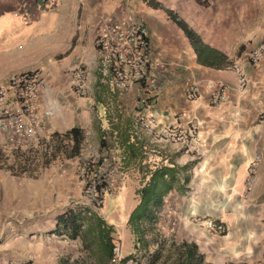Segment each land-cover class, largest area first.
Listing matches in <instances>:
<instances>
[{
  "label": "rangeland",
  "instance_id": "1",
  "mask_svg": "<svg viewBox=\"0 0 264 264\" xmlns=\"http://www.w3.org/2000/svg\"><path fill=\"white\" fill-rule=\"evenodd\" d=\"M82 1L87 3L90 15L99 3L102 6L101 10L113 9L110 14H115L116 17L124 16L129 19L144 20L153 39V45L156 46L152 53L159 55L160 59L163 58L161 65L153 67L152 70L158 86L159 79L157 78L171 76V73L177 69L171 65L174 59L166 56L164 47L168 39L178 36L177 28L162 9H155L141 0H122L120 3H116L117 0H103V3L102 0ZM155 1L176 13L178 18L185 21L202 40L218 47L226 54L241 53L255 44L264 42V0H206L203 4L193 0ZM17 3L20 7L21 0ZM10 5L11 0H0V8H7ZM108 13L104 12L103 15ZM102 19L90 20L83 41L80 46H77L79 51L74 48L76 44L72 41L71 49L64 54L54 55L55 59L46 74H42L39 69H32L42 75L44 84L46 83L47 86L49 82L53 84L55 102L62 109L64 116L65 114L70 115V119L67 118L68 123L61 121V124L63 126L73 123L82 125L84 142L80 146V151L74 156L70 155L72 141L64 135L62 138L49 139L44 137L43 133L39 135L37 132L35 137L24 138L21 141L7 139L3 134L0 136V171L3 173L0 177V264H57L63 258L68 259L71 264H122L109 261L101 250L96 231L93 229L96 224L95 219L85 224L83 236L75 240L68 239L62 230L57 228L54 219L55 215L67 210H78L81 213H87L88 210L92 212L89 201L83 198V183L79 177L80 169L84 168L86 173L104 169L106 176L114 163L112 155L105 156L104 151H101L100 129L95 117L97 116L96 110L93 111L94 114L90 111L88 115H85L86 106L81 105L79 101L88 98L89 94L98 100L103 94L109 98L119 93L104 90L95 82L97 79L94 81L97 70L93 42ZM28 21L31 20L28 19ZM82 21H85L84 17L81 18L78 14L76 20L74 17V26H79ZM20 22L19 36L12 38L9 36L6 41L0 40V59L4 54L13 52L14 48L19 52L23 50V53L33 51L31 50L33 45L46 39V36L48 37V32H43L41 34L43 36H40L36 31L37 24L26 25L22 20ZM88 27L92 29L89 32ZM66 42L68 45L69 41ZM179 47L181 48V44ZM66 55L73 58L68 67L63 66L66 61L63 58ZM32 57L31 60L26 57L25 61L27 64L31 63L36 66L39 57L38 55L35 57V54ZM78 65L85 70L87 75L86 97L84 98L75 96L71 86V73ZM173 69L174 71H171ZM1 87L6 88L7 84H2ZM139 96L135 99V105L138 103ZM10 101L11 96L8 98V102ZM131 102L132 100L128 97L117 104L110 105L107 102V109L110 113L112 111L111 117L113 115L114 119L118 117L121 120L119 123L121 132L126 130L124 127L127 126L131 110H136ZM137 106L139 107L138 104ZM82 116L86 118L84 122ZM259 121H264L263 114L258 117ZM41 126L42 123L40 128ZM142 138H145L143 133ZM188 142L189 137L186 135L183 142L184 150L188 149ZM19 146L22 148L18 149ZM157 146L159 151L160 144ZM196 157L200 162L201 154H196ZM185 174V171H182L179 175L184 186L182 192L186 191L183 195L184 199L176 201L169 207L170 215L167 221L160 220L156 225L157 232L164 241L163 246L160 248L156 242L153 244L149 242V248L140 253L134 249V237L127 227V220L137 204L135 191L140 188L142 180L138 176L129 177L128 175L116 178L117 185L120 187L119 192L104 195L103 208L96 213L107 225L112 226L114 230L112 237L121 259L133 256L127 259L129 264H147L149 256L156 248H160V258L155 264H176V245L182 243L178 240L185 233L182 231L180 218L192 206L194 215L190 221L199 225L198 228H207L209 222L221 224L224 228L222 233L207 228L213 241L206 242L205 248L212 252V260L220 264L223 259L226 261L224 264L264 263V221L249 219L245 230L249 233L247 237L250 241L242 247L240 253L225 254L227 250L217 249L227 246L226 226L220 220H223L222 216L227 215L236 206H233L234 203L230 201L227 194H208L205 188L207 181L203 183L202 179L194 181V187L198 188V191L186 189L185 184L188 180L185 181ZM250 214L253 216L254 212L250 210ZM217 216H221L220 219H216ZM1 232L3 237H1ZM237 236L240 240V232ZM173 244L176 245L173 246ZM196 246L199 253L204 255L205 262L210 263L206 261V255L200 251V247Z\"/></svg>",
  "mask_w": 264,
  "mask_h": 264
},
{
  "label": "crops",
  "instance_id": "2",
  "mask_svg": "<svg viewBox=\"0 0 264 264\" xmlns=\"http://www.w3.org/2000/svg\"><path fill=\"white\" fill-rule=\"evenodd\" d=\"M120 1L122 0H117L116 3H120ZM17 2L18 0H11L9 7L0 8V40L6 41L9 36L11 38L19 36L21 20L26 25L37 24L36 31L39 32L40 36H43L41 35L43 32H48V37L46 36V39H42L33 45L31 47L33 51L23 53V50L19 52L14 48L10 54H4L0 59V85L7 84L8 80L15 75L31 72L35 68L39 69L42 74H46L55 59L54 55L64 54L71 49L72 41L75 42L74 48L76 49L77 46L81 45L90 20L103 18L101 21L104 22L109 18L116 17L115 14H110L113 9L101 10L102 6L99 3L96 4V8L90 15L87 3L85 4L82 0H61L58 7L47 15L34 13L29 19L31 21H28L23 17V12L18 7ZM144 3L148 4V1H144ZM117 6L119 7V5ZM104 12L109 13L103 15ZM126 13L128 12L126 11ZM78 14L79 17H84L85 21H82L76 27V25L74 26V17L76 20ZM175 26L178 36L168 39L164 47L166 56H171L174 59L171 65L177 67V69L175 71L174 69L171 70L174 71L171 76L157 78L159 79V86L155 91L157 101L151 108L143 109L138 107L137 104L135 105V99L140 95L139 86H135L129 93L122 94L119 92L115 97L107 98L103 94L100 99L96 100L95 97L89 94L88 98L79 101H81V105L86 106L85 115H88L90 111L94 114L93 111L96 110V122L100 129L99 145L103 140L101 151H104L103 155L105 156L112 155V159L115 160V155L118 156L119 152L116 145V135L121 132L119 124L121 120L118 117L114 119L113 115V118L111 117L112 111L110 113V110L107 109V102L111 105L121 102L126 97L131 99V105H134L136 110H131L130 118L124 129L128 128L130 145L136 149H142L145 157L131 159L129 167L123 171V175L140 177L141 172L137 169L139 164L145 165L149 169L156 166H167L177 170L175 175L178 179L182 171H185V181L188 180L185 184L186 189L198 191L199 189L194 187V181L195 179H202L203 183L207 181L205 188L208 194H227L236 208L231 209L227 215L222 216L223 220H220L226 226L225 241L227 246L217 249L227 250L225 254L234 252L238 254L242 251V247L250 241V238L247 237L249 233L245 230L248 220L264 221V121L258 122L260 114L264 115V58L257 67H253L246 58L249 49L241 53L226 54L218 47L202 40L221 54V56H216L217 60L220 61L218 66L204 65L198 62L197 56L183 31L176 24ZM91 30L88 27V32ZM74 36L75 38H73ZM152 40L151 38V53L156 47L153 45ZM66 41H69L68 45ZM180 44L181 48L179 47ZM77 50L79 51V47ZM34 54L35 57L37 55L39 57L38 64L36 66L31 63L27 64L26 57L31 60ZM158 56L152 53L153 67H158L162 63L163 58L160 59ZM63 60H66L63 66L68 67L73 58L66 55ZM236 61H239L247 79V85L242 91L238 90L236 75L230 69L231 64ZM94 81L104 90L114 92L101 82L98 72ZM208 82H223L230 87L226 103L219 107L209 105V93L204 87ZM88 83H91L90 79ZM193 83L199 84L200 94L196 99L188 100L185 97V90ZM55 98L53 84L49 82L47 86L45 83V87L38 97V106L42 110H50L52 114L43 119L42 126L37 131L38 134L43 133L44 137L57 139L62 138V135H65L73 127H77L84 136L81 130L82 125L73 123L64 124L63 126L61 124V121L68 123L67 118L70 119V115L67 116L64 113V116L62 114V109L55 102ZM90 104L91 106H89ZM82 117L84 122L86 118L85 116ZM157 122L176 127L178 131L182 130L189 137L188 149L184 150L182 142L172 144L159 142L157 138L158 129L155 125ZM150 131L152 132L150 133ZM157 144H160L159 151L157 150ZM21 148L19 146L18 149ZM199 153L201 154L200 162L199 158L196 157V154ZM256 156L260 157L256 180L250 192L245 194L244 183L247 177V168ZM111 169L117 171L115 163L112 164ZM2 174L0 171V177ZM179 181V184L176 183L174 188L164 197L161 211L162 221L168 220L169 207L175 204L176 201L184 199L183 195L186 194V191L182 192L183 182L181 179ZM250 210L254 212L253 216H251ZM192 215H194V211L191 206L180 218L182 220V231L185 233L178 241L195 243L200 247V251L206 255L207 262L220 264L211 259L212 252L205 248L206 242L213 241V238L209 236L207 228H198L199 225L190 221ZM214 215L216 216L217 213L215 212ZM220 217L217 216L216 219H220ZM239 232L241 235L240 240L237 236ZM1 237H3L2 232ZM225 262L223 259L221 264Z\"/></svg>",
  "mask_w": 264,
  "mask_h": 264
},
{
  "label": "built area",
  "instance_id": "3",
  "mask_svg": "<svg viewBox=\"0 0 264 264\" xmlns=\"http://www.w3.org/2000/svg\"><path fill=\"white\" fill-rule=\"evenodd\" d=\"M60 2L61 0H21L20 8L23 17L30 19L34 13L47 15L57 8ZM93 44L95 68L101 82L113 91L125 93L139 86L141 93L137 104L143 109L151 108L157 101L155 91L158 85L152 72L150 32L144 20L124 16L108 19L98 27ZM246 58L251 66L257 67L264 58V42L250 48ZM230 69L236 75L238 90L242 91L247 85V79L239 61L231 64ZM86 76L85 70L79 65L71 73V86L75 96L79 98L86 97ZM44 85L42 75L38 71H31L11 77L7 87L0 88V136L3 134L7 139L18 141L35 137L43 119L52 114L50 110H42L38 106V97ZM204 87L209 93L210 106L219 107L227 102L230 87L225 83L208 82ZM199 94L200 87L197 83L191 84L185 90L188 100L196 99ZM10 96L11 101L8 102ZM155 125L159 142H184L186 134L182 130L178 131L176 127L159 122ZM259 161L260 157L256 156L248 165L244 183L245 194L254 186ZM114 163L117 171L110 169L106 176L104 169L90 173H86L84 168L80 169L83 198L89 201V207L95 212L102 210L104 195L119 192L116 178L124 176L121 170L122 158L116 156ZM207 228L218 233H222L224 229L221 224L214 222H209ZM113 254L112 262H121L118 248H114Z\"/></svg>",
  "mask_w": 264,
  "mask_h": 264
},
{
  "label": "trees",
  "instance_id": "4",
  "mask_svg": "<svg viewBox=\"0 0 264 264\" xmlns=\"http://www.w3.org/2000/svg\"><path fill=\"white\" fill-rule=\"evenodd\" d=\"M143 1H148V4L155 9H162L168 15L170 20L183 31L197 56L198 62L212 67L219 65L220 61L217 60L216 56H221V54L205 44L200 36L191 29L185 21L178 18L176 13L163 8L155 0ZM195 1L196 3L203 4L206 0ZM64 136L72 141L70 155H76L83 142V135L80 129L73 127ZM116 145L119 151L118 157L122 158L121 170L123 171L129 167L131 159L145 157L142 149H136L130 145L127 127L126 130L116 135ZM100 146L103 147V140H101ZM137 169L141 172L140 179L142 180V184L140 188L135 191L137 204L129 214L127 227L134 237V249L136 252L140 253L149 248V242L151 244L156 242L158 247L160 245V248L163 246L164 241L161 240L156 225L161 220L160 213L163 208L164 197L170 190H172V188H174L178 177L175 175L177 170L167 166H156L153 169H149L148 167H145V165L139 164ZM93 219L96 221L93 229L96 231L97 238L99 239L100 248L106 254L107 259L112 261L114 258L113 251L116 247L112 237L114 230L112 226L107 225L96 212L88 210L87 213H81L78 210H67L57 215L55 221L57 228L61 229L68 239L75 240L83 236V227L86 226V223L89 224V221ZM149 239L151 241H149ZM175 245L176 244H173V246ZM160 248H156V250H154L149 256L147 264H155L157 262L160 258ZM176 253V264H210L205 262L204 255L199 253L198 247L194 243L182 242L181 244L176 245ZM131 258H133V256L126 257L122 259L121 262L125 263L127 259ZM57 264L71 263H69L68 259L63 258Z\"/></svg>",
  "mask_w": 264,
  "mask_h": 264
}]
</instances>
